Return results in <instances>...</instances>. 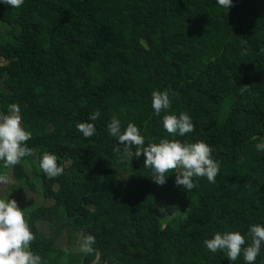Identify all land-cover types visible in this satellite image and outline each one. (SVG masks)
<instances>
[{
    "label": "trees",
    "instance_id": "trees-1",
    "mask_svg": "<svg viewBox=\"0 0 264 264\" xmlns=\"http://www.w3.org/2000/svg\"><path fill=\"white\" fill-rule=\"evenodd\" d=\"M262 50L264 0H232L228 10L218 0H24L20 8L0 0V112L20 106L33 150L12 168L0 161V173L11 171L18 194L27 188L44 200L25 215L31 250L45 264H90L94 256L58 245L84 231L97 238V264H245L242 253L232 262L203 242L239 231L247 246L250 226L264 225V151L253 146L264 142ZM154 90L169 92L168 113L191 116L194 131L175 139L211 147L215 183L194 177L188 191L172 172L155 194L146 181L116 186L119 169L151 170L143 155L114 153L113 116L122 128L134 123L146 145L173 138L152 108ZM80 122L95 135L85 138ZM44 151L63 174L45 176ZM254 264H264V244Z\"/></svg>",
    "mask_w": 264,
    "mask_h": 264
},
{
    "label": "clouds",
    "instance_id": "clouds-1",
    "mask_svg": "<svg viewBox=\"0 0 264 264\" xmlns=\"http://www.w3.org/2000/svg\"><path fill=\"white\" fill-rule=\"evenodd\" d=\"M2 2L11 8H20L24 0ZM218 5L228 10L232 6V0H218ZM247 87L248 85H243L242 91ZM151 95L155 114L159 116L162 112L165 113L162 117L163 128L173 138L165 137L160 139L159 143L151 142L146 145L145 137L134 123L129 122L122 128L120 119L113 116L107 130L110 136L118 141V146L113 149L114 153L122 159L130 160L134 156L138 159L143 155L144 168L151 170V178L158 185H164L167 176L172 172L176 173V185L188 191L195 187L194 177H206L209 182L215 183L220 164L212 158L211 147L203 141L182 142L175 139L177 135L183 137L194 131L191 116L187 112H180L178 115L168 113L171 102L167 90H154ZM99 116V112L91 113L89 120L95 121ZM76 127L85 138H90L96 133L93 123L80 122ZM31 137L32 133L23 127L21 108L18 104H10L7 114L0 112V161L5 169L12 168L20 164L24 157L33 155V150L26 146ZM255 147L258 151H264V142L257 143ZM39 167L50 179L64 172L57 156L48 151H44L39 158ZM12 185V178L0 173V190H6L10 195ZM160 211L164 212V209ZM35 238L17 201L10 200L9 196L0 198V264H45L41 256L31 250L30 246ZM247 239L245 246V235L239 231H226L216 232L213 238L205 239L203 243L213 253L223 251L232 262L242 253L245 264H254L264 244V225H251ZM96 243L97 238L94 235L84 231L79 234V251L94 256L98 262L101 253L94 247Z\"/></svg>",
    "mask_w": 264,
    "mask_h": 264
},
{
    "label": "rangeland",
    "instance_id": "rangeland-1",
    "mask_svg": "<svg viewBox=\"0 0 264 264\" xmlns=\"http://www.w3.org/2000/svg\"><path fill=\"white\" fill-rule=\"evenodd\" d=\"M0 65H5V63L1 59H0ZM255 145L256 144H254L253 146L255 147ZM23 166H24L25 171L27 173H29L31 170V167H30L31 165L29 163L28 164L25 163ZM6 172L14 181V185L11 186L12 189H11L10 195H9L8 191L0 190V198H8V196H9L10 200L15 199L18 203V206L24 211L25 215L28 211H32V208H37L41 205H44V200L42 199V197L40 196V193L38 191H37L38 193L35 194L31 190L24 188L21 191V193L18 194L17 188L19 186H18L17 182L11 176L10 170H6ZM128 180L146 181V182H148V184L150 186L151 193L155 194L157 192L158 184L152 180L151 173H149L148 175H146L144 177H136V176L132 175L131 173L127 172L126 169H119L116 171L115 184L119 189H124L125 187H127L126 183ZM125 184H126V186H125ZM39 228H40L41 232L47 234L46 225L41 224L39 226ZM248 230H247V232H248ZM77 240H78V238L75 240L73 245L68 246L66 237H61L60 239H58V245H59L60 249H62V250L70 248V250L73 252L82 253L79 251V246L77 244Z\"/></svg>",
    "mask_w": 264,
    "mask_h": 264
},
{
    "label": "water",
    "instance_id": "water-1",
    "mask_svg": "<svg viewBox=\"0 0 264 264\" xmlns=\"http://www.w3.org/2000/svg\"><path fill=\"white\" fill-rule=\"evenodd\" d=\"M100 259V258H99ZM99 262V261H98ZM96 260H95V258H94V260L90 263V264H97L98 263Z\"/></svg>",
    "mask_w": 264,
    "mask_h": 264
}]
</instances>
